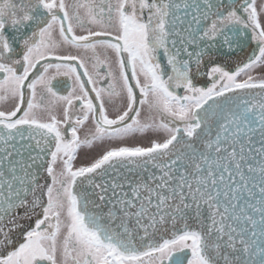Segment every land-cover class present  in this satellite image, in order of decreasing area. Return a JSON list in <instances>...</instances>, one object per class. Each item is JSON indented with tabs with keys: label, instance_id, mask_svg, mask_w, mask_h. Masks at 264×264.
Returning a JSON list of instances; mask_svg holds the SVG:
<instances>
[{
	"label": "snow or ice",
	"instance_id": "obj_1",
	"mask_svg": "<svg viewBox=\"0 0 264 264\" xmlns=\"http://www.w3.org/2000/svg\"><path fill=\"white\" fill-rule=\"evenodd\" d=\"M0 264H264V0H0Z\"/></svg>",
	"mask_w": 264,
	"mask_h": 264
},
{
	"label": "flooded vegetation",
	"instance_id": "obj_2",
	"mask_svg": "<svg viewBox=\"0 0 264 264\" xmlns=\"http://www.w3.org/2000/svg\"><path fill=\"white\" fill-rule=\"evenodd\" d=\"M75 52V50H72ZM250 51L249 49H246L245 52L247 53ZM54 85L56 86L57 90L60 91L62 94H66V89L69 86L70 82L66 80L64 77H57L56 80L53 81ZM83 155L81 156V159H83ZM79 162V161H78Z\"/></svg>",
	"mask_w": 264,
	"mask_h": 264
}]
</instances>
